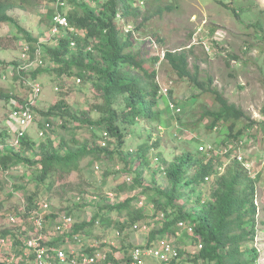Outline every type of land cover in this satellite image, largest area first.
<instances>
[{"label":"rangeland","instance_id":"obj_1","mask_svg":"<svg viewBox=\"0 0 264 264\" xmlns=\"http://www.w3.org/2000/svg\"><path fill=\"white\" fill-rule=\"evenodd\" d=\"M56 1L26 0L24 6L9 11L15 22L0 23V87L15 95L18 103L32 100L35 114V120L27 132L33 144L30 149L24 150L21 141L15 144L16 134L10 120L11 100L0 99V146L9 151L23 150L25 156L33 161L39 160V144L46 141V137H40L38 131L44 120H50L54 126L53 135L62 145L58 149L59 153L69 150L79 152L96 144L113 150V153H102L100 158L94 154L84 156L79 161L78 169L58 180L47 195L40 192L39 195L47 196L50 200L52 217L48 220L47 230L53 231L58 211L69 210L75 222L79 223L78 227L85 222L90 223L96 214L101 222L86 224L82 234L86 239L99 242L107 240L109 245L105 247L110 254H114L116 261L122 262L124 257H128L125 256L127 251L130 252L134 246L147 245L163 234L160 231L163 226L161 213L166 217V212L173 214L177 209H182L184 213L194 215L198 213L202 200L212 196L214 176H210L200 186L184 182L176 205L168 204L166 196L160 192H167L171 188L163 172L166 164L181 155L198 159L215 157L217 160L214 165L221 174L226 166L239 162L237 148L229 147V143L236 139L226 142L228 124L220 122L213 130L207 128L210 120L203 114L208 109L218 108L213 97L197 91L186 79L178 78L165 59L167 50L187 49L191 50L190 66L198 64L204 78L212 76L213 86L230 102L242 107L255 121L249 125L250 119L243 117L236 122L234 129L235 133L244 129L237 139L244 142L242 152L251 165V171H246L255 181L256 187L255 234L253 239L241 246V256L249 261L257 254L256 264H264V0H137L135 5L141 6L142 18L156 11L159 6L171 5L172 10L165 9L161 17L155 16L139 30L134 29L137 23L133 19L119 18L124 34L133 31L135 49L140 50L148 61L146 66L155 69L159 85V98L153 108L156 118L155 115L153 118H141L132 125L122 124L119 120L115 122L124 132L122 144L108 129V109L111 108L105 104L103 93L98 88L99 74L88 70L86 75L90 79L85 80L79 76V65H75L78 48H84L86 61L89 53L94 58L99 57V40L91 38L85 43L82 38L84 40L80 44L71 48L66 60L75 65L72 75L65 72L58 76L54 72L62 64L55 60L49 50L57 46V40L50 32L51 16L56 11L68 14L72 7L76 8L68 0L60 10ZM80 1L98 9L104 0ZM49 11H54L53 15ZM18 26L30 34L33 41H29ZM80 33L84 37L81 30ZM25 43L30 45L31 50L23 58ZM152 59L156 60L152 62ZM34 71L38 73L33 74ZM22 76L40 82L41 93L35 96ZM77 77H81L82 81L77 82ZM163 87H168L169 93L172 91L173 99L170 94H163ZM121 99L114 98L112 105L120 103ZM60 100L64 101L70 115H43ZM169 100L176 102L182 111L174 113L168 105ZM105 131L109 132L107 146L102 145ZM209 145L213 147L212 150ZM146 147H150V151L143 158ZM194 170L190 168L187 173L191 174ZM138 172L141 173L142 183L136 182L137 185L131 190L133 177ZM37 174L34 167L24 163L13 165L9 170L0 168V234L10 225V215L19 212L28 203L29 195L48 187L49 180L37 182ZM128 176L132 177L131 182L125 180ZM109 190L120 194L118 196L126 195L123 201L136 196L133 207L142 211L144 217L133 221L129 220L127 210L122 213L111 210L104 199V193ZM94 195L100 199L95 212L86 203ZM139 195L146 196L145 207L137 204ZM155 198L166 206V212L151 205L155 204ZM125 221L128 222L125 224ZM136 222L140 225L146 223L150 231L133 229ZM169 236L181 250L182 264H204L203 260L196 261L194 258L199 251L190 234H184L181 230ZM147 261L149 264H161L153 257L147 258Z\"/></svg>","mask_w":264,"mask_h":264},{"label":"trees","instance_id":"obj_2","mask_svg":"<svg viewBox=\"0 0 264 264\" xmlns=\"http://www.w3.org/2000/svg\"><path fill=\"white\" fill-rule=\"evenodd\" d=\"M25 1L0 0V23L15 22L9 11L15 7L24 6ZM136 1L104 0L98 9H93L84 1L70 0L76 8L72 7L67 14L70 25L84 33L85 43L91 38L99 40V57L94 58L89 53L86 61L84 48H78V56L76 58L78 61L75 65H79V76H82L85 80L90 79V76L86 75L88 70H94L99 74L100 83L98 88L103 93V97L106 100L105 104H108L111 108V110L108 109V129L111 134L118 137L121 144L124 140V132L120 125L115 124V122L119 120L122 124L132 125L141 118H153L154 115L156 118L153 108L157 104V98H159V85L156 81L155 69H149L146 66L148 61L143 57L140 50L135 49L133 31L129 30L127 34H124V29L118 22L119 18L133 19L137 23L134 29L139 30L155 16L161 17L165 9L168 11L172 10L171 5L166 7L159 6L156 11L150 12L149 15H144L142 18L141 6L135 5ZM53 12L49 11V14L51 15ZM139 18H142V20L137 22ZM18 28L26 35L29 41H33L30 34L21 26H18ZM73 38L77 40V44L84 40L76 36H73ZM58 39L57 46L49 49L55 60L62 64L61 67L54 69V72L58 76L64 75L65 72L72 75V69L75 65L72 61L66 60L67 55L71 52L69 37L67 35ZM190 51L187 49L167 50L164 56L178 78L186 79L197 91L210 94L218 104V108L208 109L203 114V117H208L210 120L207 128L213 130L220 122L227 123L229 132L226 142L237 139L244 132V129H240L235 133L236 122L243 117L250 119L249 125L255 121L251 119L242 107L230 102L217 87L213 86L214 78L212 76H208L205 79L198 64H194L193 67L190 66ZM154 60L156 59H152V62ZM36 73L38 71L33 74ZM169 94L173 99L171 90ZM12 97L16 96L0 87L1 100L9 101ZM116 97H121L122 101L112 105V100ZM97 108L101 107L97 106ZM57 114L62 116L70 115L68 107L62 100L56 102L46 112H43V115L47 117L56 116ZM32 144L33 142L29 140L27 134L21 138V145H23L22 148L24 150L30 149ZM60 146L62 145L59 141L58 144H55L53 139L46 138V141H42L39 144L41 157L36 161L25 156L23 150L9 151L0 146L1 169L9 170L13 165L24 163L27 166L34 167L38 172L36 175L37 182L49 180L46 189H41L27 197V206L29 208L32 207L34 200L41 191L44 195H47L48 190L58 180L77 170L79 161L84 156L94 154L96 158H100L102 153H107L108 155L113 153V150L110 151L108 148L98 144L91 148H84L79 152L69 150L65 153H59L58 149ZM155 146H157V143H155ZM146 148H144L142 154L143 158H146L150 151V147ZM216 160L215 157L198 159L193 158L191 155H181L175 161L164 166L163 172L168 178L171 188L167 192H160L166 196L167 202L171 206L176 205V201L181 195V185L184 182L191 183L193 186H200L207 182L206 177L214 176L215 179L212 196L207 200H202V204L199 202L201 207L198 213L194 215H188L182 209H177L175 213L170 214L165 211L166 206L162 201L155 198V207L167 213L160 231L163 233H174L179 220L189 221L194 227V235H190L191 239L196 245L199 241L203 243L201 251L194 255L196 261L203 260L204 264H256L257 254L249 261L244 260L241 256V246L253 239L255 234V181L248 175L243 164L238 161L226 166L224 172L219 174L218 168L214 165ZM190 168H195V170L193 173L188 174L187 171ZM140 176L141 173L138 172L133 177L134 184L131 190L137 185L136 182L138 184L142 183ZM135 197L131 196L124 201L118 199L115 203H107L106 205L111 210H117L121 213L123 210H127L129 220H140L144 215L142 211H138L133 207L132 202ZM68 213H70L69 210ZM247 216L248 218L246 219ZM97 217L98 215L95 214L89 221L90 223L85 222L81 227H78L79 223L75 222L73 226L74 233L84 231L87 227L86 224L92 225L96 223ZM99 220L101 222V218ZM127 222L125 221V224ZM16 231L17 229L6 228L0 235H15ZM85 232L88 233L87 231ZM184 234L189 235L186 231H184ZM127 252L128 254L125 256L130 253L129 251ZM109 255V261L118 264L119 261H116V258L113 257L114 254Z\"/></svg>","mask_w":264,"mask_h":264},{"label":"built area","instance_id":"obj_3","mask_svg":"<svg viewBox=\"0 0 264 264\" xmlns=\"http://www.w3.org/2000/svg\"><path fill=\"white\" fill-rule=\"evenodd\" d=\"M68 0H57V8H62L67 4ZM50 32L58 41L60 37L69 36L70 47L77 46V40L73 36L84 38L80 34V30L71 26L68 15L62 11H56L51 19ZM85 36V35H84ZM31 50L28 43L23 46V58H26ZM24 82L28 85L30 90L36 96L41 93V83L32 78H25ZM82 78L77 77V82H81ZM163 94L169 96L168 87H163ZM12 108L10 112V120L14 127L16 134L15 144L20 143L21 138L27 134L31 124L35 120L32 100L18 103L16 97L11 99ZM169 107L174 113H179L182 108L174 101L169 100ZM54 126L52 121L44 120L42 128L38 131L40 137L53 139L55 144H58L53 135ZM109 132H104L102 141L103 146H107V139ZM229 147L237 148L236 157L239 162L243 164L247 171H251V165L242 152L243 140L236 139L233 143H229ZM212 150L213 147L209 145ZM202 150H207L201 147ZM226 151L228 149L226 148ZM157 159V158H156ZM100 165H97L99 168ZM206 177V180H209ZM126 181L131 182L132 177L125 178ZM126 194V193H125ZM126 195L118 196L115 192L109 190L104 193V199L108 203H115L118 199L122 200ZM116 199V200H115ZM97 195L92 199L86 200L88 207L91 210L97 209L99 202ZM139 207L147 205V198L144 195H139L137 198ZM155 206L154 204H151ZM95 212V211H94ZM164 220L165 215L161 213ZM52 217L50 200L47 196L39 195L33 202L32 207L27 204L23 209L17 213L10 215L9 226L7 228L17 229L16 234L0 235V263L3 264H113L109 261L110 251L105 247L109 245L107 240L99 242L96 239H86L83 231L74 233L73 226L75 219L68 212L58 211L54 219L53 233L47 230L48 220ZM97 224L100 220L97 219ZM163 224V222H161ZM133 229H143L150 231L148 225L143 223H134ZM176 234L183 230L194 235V227L192 223L186 220H179L177 222ZM88 234V233H87ZM172 233L165 232L154 239L151 245H137L134 246L128 257H126L119 264H149L147 258L153 257L161 262V264H182L181 250L179 246L173 241L169 235ZM90 237V236H89ZM87 237V238H89ZM203 243L199 241L197 250L201 251Z\"/></svg>","mask_w":264,"mask_h":264},{"label":"bare ground","instance_id":"obj_4","mask_svg":"<svg viewBox=\"0 0 264 264\" xmlns=\"http://www.w3.org/2000/svg\"><path fill=\"white\" fill-rule=\"evenodd\" d=\"M118 254V253H117Z\"/></svg>","mask_w":264,"mask_h":264}]
</instances>
